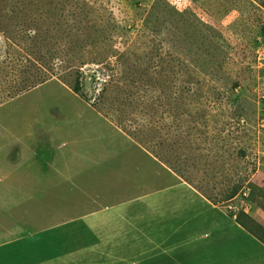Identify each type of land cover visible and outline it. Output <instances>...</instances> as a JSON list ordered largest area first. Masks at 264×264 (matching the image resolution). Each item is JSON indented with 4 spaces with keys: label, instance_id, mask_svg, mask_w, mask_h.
<instances>
[{
    "label": "rangeland",
    "instance_id": "1",
    "mask_svg": "<svg viewBox=\"0 0 264 264\" xmlns=\"http://www.w3.org/2000/svg\"><path fill=\"white\" fill-rule=\"evenodd\" d=\"M166 170L264 243V0H0V264H170Z\"/></svg>",
    "mask_w": 264,
    "mask_h": 264
},
{
    "label": "crops",
    "instance_id": "2",
    "mask_svg": "<svg viewBox=\"0 0 264 264\" xmlns=\"http://www.w3.org/2000/svg\"><path fill=\"white\" fill-rule=\"evenodd\" d=\"M166 172L169 184L141 198L152 203V240L154 250L158 249L154 257L166 255L170 264H264L262 241L246 232L237 220L211 208L210 201L192 185ZM193 218L203 220L193 225ZM175 240L181 242L171 243ZM193 240H200L195 245L200 254L197 261L185 256L194 246ZM210 251L215 256L211 257Z\"/></svg>",
    "mask_w": 264,
    "mask_h": 264
},
{
    "label": "trees",
    "instance_id": "3",
    "mask_svg": "<svg viewBox=\"0 0 264 264\" xmlns=\"http://www.w3.org/2000/svg\"><path fill=\"white\" fill-rule=\"evenodd\" d=\"M73 90H74L75 92H78V90H79L78 85H75L74 88H73Z\"/></svg>",
    "mask_w": 264,
    "mask_h": 264
}]
</instances>
